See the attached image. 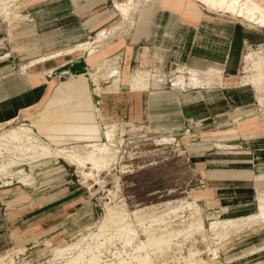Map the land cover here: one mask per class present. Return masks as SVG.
<instances>
[{"label":"crops","instance_id":"obj_1","mask_svg":"<svg viewBox=\"0 0 264 264\" xmlns=\"http://www.w3.org/2000/svg\"><path fill=\"white\" fill-rule=\"evenodd\" d=\"M16 2L18 16L0 21V127L32 122L55 145L96 142L115 123L172 137L196 175L191 198L230 232L216 263L264 264V101L244 76L263 31L198 0H143L123 32L122 0ZM179 68L210 79H135ZM59 70L70 78L46 77ZM50 168L32 187L0 184V254L60 244L84 225L91 193L66 165Z\"/></svg>","mask_w":264,"mask_h":264},{"label":"rangeland","instance_id":"obj_2","mask_svg":"<svg viewBox=\"0 0 264 264\" xmlns=\"http://www.w3.org/2000/svg\"><path fill=\"white\" fill-rule=\"evenodd\" d=\"M4 1L0 21L8 24L12 17L18 16L21 5L17 0ZM142 1L122 0L127 2L131 14L117 21L120 32L133 24ZM255 1L264 5V0ZM239 19L263 31L262 44L247 51L246 56L250 57H246L244 73L263 96V100L259 97L262 105L264 26ZM139 75L146 81L153 80L155 85H170L173 78L180 80L176 84L181 85L185 79L187 84L190 78L200 82L203 77L210 79L180 68L157 73L145 69L137 72L135 78ZM22 126L31 130L23 141H0V184L23 183L32 187L34 177L43 180L48 168L64 164L91 193L92 211H83L84 225L74 228L62 243L47 242L34 248L10 250L0 254V264H99L96 260L100 264H217L230 232L219 234L217 228L211 229L210 221L191 198L196 175L172 137L156 136L131 125H105L102 138L88 144L96 143L97 147L103 144L106 153L95 154L91 162L89 154L93 146L55 145L38 134L32 122L19 121L0 127V137ZM105 128L111 132L109 139L104 135ZM61 149L65 151L60 152ZM200 219L202 227L196 228Z\"/></svg>","mask_w":264,"mask_h":264},{"label":"bare ground","instance_id":"obj_3","mask_svg":"<svg viewBox=\"0 0 264 264\" xmlns=\"http://www.w3.org/2000/svg\"><path fill=\"white\" fill-rule=\"evenodd\" d=\"M198 1L202 2L210 10L222 11L224 13H229V14H231L233 16L241 17L244 20H246V21H248V22H250L252 24L259 25L261 27L264 26V5L259 4L255 0H198ZM4 2H5L4 0H0V7L1 8H2V5H3L2 3H4ZM116 8L120 12V14L122 15L123 18H125L128 15V8L126 7V5L124 3L116 4ZM102 34L103 33L99 34L98 38H100ZM246 57L248 58V57H250V55H248ZM190 73L194 74V72H192V71H190ZM135 79H136V82H138V83H141V84H145L146 83V79H144L142 75L137 76ZM188 83L190 85H194V86L202 85V84H199V83H201L200 81H195V80H193L191 78L189 79ZM29 131H31V130L29 128H27V127H24V126L18 127V128H14L13 130L12 129L8 130V131L4 132L3 135L0 137V141H3V142L4 141L21 142V141H23V138L26 137V135L29 136ZM104 135H105L106 139L107 138L109 139V137L111 136V132L109 131L108 128H105ZM97 145L98 144H90V146H93V150L89 154V157L92 159L91 162L94 161L93 158L95 157V154L103 155V154L106 153V150L103 147L104 146L103 144L100 145V147H97ZM62 151H65V150L61 149L60 152H62ZM91 159H89V161ZM258 202H259V212H258V215H257L256 218L264 219V198L260 197V200ZM202 221L200 219V221L197 224L198 226L196 228H201L202 227V224H203ZM228 223H231V222H228ZM221 224L224 225L225 223L222 222V221L211 222L210 228L211 229H216L218 227V225H221ZM196 228H195V230H196ZM64 257H62V258H64ZM191 258H192V255H191ZM60 260H63V259H60ZM64 260H66V259H64ZM188 260L186 258H184V261H188ZM54 261H56V258L54 259ZM99 261L96 260V262L100 264ZM184 264H185V262H184ZM194 264H196V263H194Z\"/></svg>","mask_w":264,"mask_h":264},{"label":"built area","instance_id":"obj_4","mask_svg":"<svg viewBox=\"0 0 264 264\" xmlns=\"http://www.w3.org/2000/svg\"><path fill=\"white\" fill-rule=\"evenodd\" d=\"M70 76H71V74H70V72L68 70H59V71H57L55 73H53V72H47L46 73V77L47 78H49V79L50 78H55L58 81H62V80H65L67 78H70ZM194 125H195V122L193 120H191V119H188L186 121V126H187L186 130L188 131Z\"/></svg>","mask_w":264,"mask_h":264}]
</instances>
